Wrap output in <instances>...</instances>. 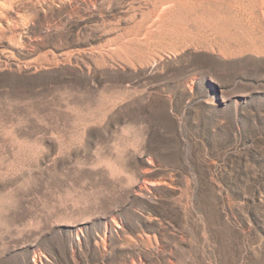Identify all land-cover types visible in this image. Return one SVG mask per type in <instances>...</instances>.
Wrapping results in <instances>:
<instances>
[{
    "label": "rangeland",
    "instance_id": "obj_1",
    "mask_svg": "<svg viewBox=\"0 0 264 264\" xmlns=\"http://www.w3.org/2000/svg\"><path fill=\"white\" fill-rule=\"evenodd\" d=\"M0 264H264V0H0Z\"/></svg>",
    "mask_w": 264,
    "mask_h": 264
}]
</instances>
